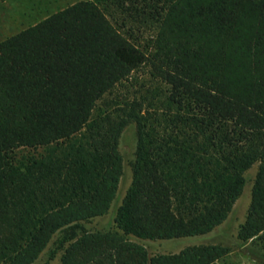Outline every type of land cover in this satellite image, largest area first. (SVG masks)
<instances>
[{
  "label": "trees",
  "instance_id": "trees-1",
  "mask_svg": "<svg viewBox=\"0 0 264 264\" xmlns=\"http://www.w3.org/2000/svg\"><path fill=\"white\" fill-rule=\"evenodd\" d=\"M130 126L117 228L90 231ZM256 164L242 246L264 241V0H84L0 42V264H35L57 234L62 264H215L231 249L150 258L130 237L214 232Z\"/></svg>",
  "mask_w": 264,
  "mask_h": 264
},
{
  "label": "rangeland",
  "instance_id": "rangeland-1",
  "mask_svg": "<svg viewBox=\"0 0 264 264\" xmlns=\"http://www.w3.org/2000/svg\"><path fill=\"white\" fill-rule=\"evenodd\" d=\"M84 0H0V41L13 36L48 16L70 5ZM137 137L135 126L128 127L121 138L120 150L124 157V173L115 202L108 215L84 222L90 231L116 229V218L133 182L132 163L135 161ZM33 151L29 149L18 152L19 158L27 156ZM42 152V151H40ZM256 164L246 174V186L243 195L237 201L228 220L215 229L214 232L199 236L174 240H142L134 236L130 240L146 247L149 257L160 255H175L189 247L202 245H222L231 252L215 264H264V241L256 240L242 246L238 239L241 225L246 222L252 199V189L258 173ZM60 237L57 234L40 259L35 264H62L64 251L52 256L56 248L55 242Z\"/></svg>",
  "mask_w": 264,
  "mask_h": 264
},
{
  "label": "crops",
  "instance_id": "crops-1",
  "mask_svg": "<svg viewBox=\"0 0 264 264\" xmlns=\"http://www.w3.org/2000/svg\"><path fill=\"white\" fill-rule=\"evenodd\" d=\"M70 6H71V5H70ZM68 7H69V6H68ZM59 11H60V10H59ZM39 22H40V21H39ZM36 24H37V23H36ZM34 25H35V24H34ZM23 30H24V29H23ZM10 37H11V36H10ZM6 38H8V37H6ZM6 38H5V39H6ZM3 40H4V39H3ZM3 40H2V41H3ZM0 42H1V41H0Z\"/></svg>",
  "mask_w": 264,
  "mask_h": 264
}]
</instances>
